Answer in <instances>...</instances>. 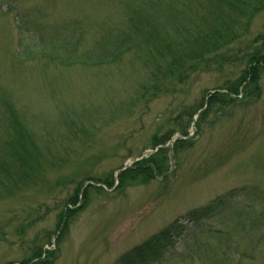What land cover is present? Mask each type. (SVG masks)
I'll use <instances>...</instances> for the list:
<instances>
[{
    "label": "rangeland",
    "instance_id": "obj_1",
    "mask_svg": "<svg viewBox=\"0 0 264 264\" xmlns=\"http://www.w3.org/2000/svg\"><path fill=\"white\" fill-rule=\"evenodd\" d=\"M126 1L0 0V100L24 117L40 163L28 184L2 178L0 264H37L40 250L49 264H118L177 221L184 234L157 264H264V70L255 93L242 88L238 99L208 109L210 96L235 83L261 49L264 11L246 36L150 100L139 90L156 79L155 68L138 54L99 67L18 61L30 53L20 48L21 26L37 44L38 31L50 42L76 25L84 33L79 54L104 53L105 35L130 15ZM160 148L167 150L162 175L122 180L138 164L131 161ZM234 191L229 208L224 197ZM210 206L216 211L188 221Z\"/></svg>",
    "mask_w": 264,
    "mask_h": 264
},
{
    "label": "trees",
    "instance_id": "obj_2",
    "mask_svg": "<svg viewBox=\"0 0 264 264\" xmlns=\"http://www.w3.org/2000/svg\"><path fill=\"white\" fill-rule=\"evenodd\" d=\"M125 8L130 15L120 27L112 30V36L105 35L109 47L104 53L95 49L79 54L84 33L83 29L75 24L73 32L58 30V34H55L56 40L50 42L42 40L46 37L38 31L37 44V36L26 32L25 27L21 26L20 48L27 49L30 53L26 57L20 56L22 58L18 61H34L45 57L66 67H99L112 65L125 55L138 54V58L145 60V63L150 62L155 68L152 76L156 79H152L149 85L141 86L139 90L141 99L150 97V100L162 90L163 84L169 81L182 82L200 64H209L213 56L220 55L224 49L246 36L250 32L251 21L264 11V0H131L125 2ZM47 32L46 34L51 36V32ZM262 41L261 49L248 56L249 67L242 72L240 78L222 89L225 92L210 96L209 110L215 104L238 99L242 88L245 94L259 90L264 70V37ZM57 50L64 51L67 55L52 57ZM153 89L155 91L152 93ZM0 104V133L4 134V138L0 135V186L5 182L2 181L3 177L14 176L16 183L21 181L20 183L28 184L36 171L35 168L40 164L38 154L34 153V149L38 152V148L24 117L15 106L2 98ZM197 113L198 110L190 113L191 118ZM204 113L201 118H204ZM182 134L187 135V129ZM173 135L174 133L156 142L155 147L168 144ZM166 153L167 150L160 148L151 159H143L132 171L126 172L122 180H128L134 185L162 175ZM36 158L37 161L34 162ZM90 188L84 190V199L89 196ZM14 189L9 191L12 193ZM238 192L234 191L224 197V200L229 202V208L232 207ZM74 198L68 202L74 204L71 202ZM216 208L217 206H210L202 212L196 211L187 219L193 223L198 222L205 216L203 213L214 212ZM73 216L71 205H68L63 218L70 221ZM184 227V224L177 221L167 230L123 256L118 264L159 263L166 252L175 248L172 241L177 237L182 238ZM42 258L43 252L40 250L33 261L38 260L37 264L50 263Z\"/></svg>",
    "mask_w": 264,
    "mask_h": 264
},
{
    "label": "water",
    "instance_id": "obj_3",
    "mask_svg": "<svg viewBox=\"0 0 264 264\" xmlns=\"http://www.w3.org/2000/svg\"><path fill=\"white\" fill-rule=\"evenodd\" d=\"M146 154H148V153H146ZM140 160H141V159L133 160V161L131 162V164H134V163H136V162H138V161H140ZM128 167H129L128 165L125 166V168H124L123 170H121L120 173H121L122 171L126 170Z\"/></svg>",
    "mask_w": 264,
    "mask_h": 264
}]
</instances>
